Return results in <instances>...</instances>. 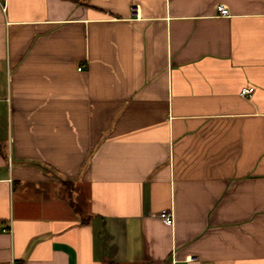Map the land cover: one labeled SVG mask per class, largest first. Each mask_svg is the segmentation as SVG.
I'll return each instance as SVG.
<instances>
[{"label": "crops", "instance_id": "1", "mask_svg": "<svg viewBox=\"0 0 264 264\" xmlns=\"http://www.w3.org/2000/svg\"><path fill=\"white\" fill-rule=\"evenodd\" d=\"M0 264H264V0H1Z\"/></svg>", "mask_w": 264, "mask_h": 264}, {"label": "built area", "instance_id": "2", "mask_svg": "<svg viewBox=\"0 0 264 264\" xmlns=\"http://www.w3.org/2000/svg\"><path fill=\"white\" fill-rule=\"evenodd\" d=\"M133 9H134L135 12H137L138 6H134ZM217 9H218L220 14H223V15H228L229 14V9H228V7L225 4H219L217 6ZM79 69H81V67H79ZM254 91H255V87L254 86H243L241 88V90H240V93L243 96H252ZM159 215H160L161 219L166 224H168V225H173L174 224V222H175L174 213H173V211L171 209L164 208V209H162L160 211ZM5 230H10V229L5 228Z\"/></svg>", "mask_w": 264, "mask_h": 264}]
</instances>
